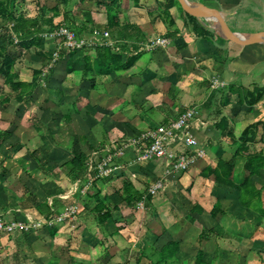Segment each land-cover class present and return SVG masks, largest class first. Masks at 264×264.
Listing matches in <instances>:
<instances>
[{"label": "crops", "instance_id": "obj_1", "mask_svg": "<svg viewBox=\"0 0 264 264\" xmlns=\"http://www.w3.org/2000/svg\"><path fill=\"white\" fill-rule=\"evenodd\" d=\"M200 1L220 12L227 29L264 34V0ZM21 3L27 27L41 31L40 47L20 51L12 22L2 17L0 45L14 58L13 81L28 85L32 69L43 67L30 95L0 75V217L44 220V203L52 215L70 204L78 212L54 225L0 232V264H152L174 241L170 264H195L200 252L205 264H264V44L216 36L177 0ZM51 8L57 13L48 22ZM61 25L96 44L60 46L53 58L61 38L44 34ZM157 36L168 43L146 49ZM36 50H52L51 61L44 65ZM189 108L204 154L186 170L169 171L151 194L169 162H135L136 149L124 144ZM74 148L87 156L88 176L71 180L66 162ZM119 148L118 169L97 177L88 164ZM183 148L179 138L170 144ZM248 155L258 158L248 184L258 193L241 205L239 191L219 183L214 170L223 176L218 162L230 163L229 177L239 185ZM125 179L144 194L135 207L121 199ZM96 195L116 205L102 223Z\"/></svg>", "mask_w": 264, "mask_h": 264}, {"label": "built area", "instance_id": "obj_2", "mask_svg": "<svg viewBox=\"0 0 264 264\" xmlns=\"http://www.w3.org/2000/svg\"><path fill=\"white\" fill-rule=\"evenodd\" d=\"M97 34V32H95ZM107 31L102 32V35L107 36ZM57 36L61 38L58 48L53 52V58L58 55L60 46L66 48H81L88 44H96L94 40L79 36L75 30L61 25L53 32L44 34ZM95 35V34H94ZM99 35V34H97ZM168 43V38L164 36H157L151 38L146 44L145 48L148 50L155 49L159 46H164ZM111 44V43H109ZM213 85H221L222 82L218 79L212 80ZM194 109L189 108L182 112L178 118L169 124H158L153 127L141 131L136 136L129 139L124 145L133 146L136 149L134 156L135 162H142L153 158H164L169 162V166L165 169L164 176L161 179L153 182L148 192L155 194L164 186V178L171 170H186L195 161L203 156L204 151L198 148V140L190 131V121L194 117ZM179 138L184 145L181 150H171V142ZM123 149L119 148L114 153H109L99 159L94 165L88 164L90 168L94 169L97 177L107 176L113 171L117 170L119 165L115 162L114 157L121 155ZM141 204V203H139ZM78 212L76 204H70L65 209L57 214L52 215L49 219L44 220H9L5 221L0 217V232L12 233L15 230L30 231L41 227L43 224L54 225L56 223L64 222L73 218Z\"/></svg>", "mask_w": 264, "mask_h": 264}, {"label": "trees", "instance_id": "obj_3", "mask_svg": "<svg viewBox=\"0 0 264 264\" xmlns=\"http://www.w3.org/2000/svg\"><path fill=\"white\" fill-rule=\"evenodd\" d=\"M24 0H0V17L5 18L12 22L11 30L15 34V38L17 39V46L19 47V50L22 51L23 47H40L42 37L39 34L41 32L38 28L34 26V28L31 30L30 27H27V22L29 21L27 18H25V11L21 9V5ZM63 4L67 3L68 0H60ZM118 0H112V2H117ZM178 2V1H177ZM55 8H51V11L53 12L46 21L50 22L52 21L53 16L57 13L55 11ZM44 13V12H42ZM194 19V16L189 15ZM36 25V22L35 24ZM212 32V30H203V34L206 35L207 32ZM78 34V32H76ZM11 37V36H10ZM14 37H11V39H14ZM100 50V46L97 48ZM53 50V49H52ZM43 51V50H36V52L41 54L44 57V65L51 61L52 57V51ZM100 51H98V54ZM0 75L4 78V81L11 84L12 86L19 88V95L22 92L23 94L30 95L35 88V86L38 84L39 77L41 75V68L32 69V78L28 82V85H24L23 81H13L17 77L16 73L13 71V63L14 58L7 52V48L3 45H0ZM256 99V98H255ZM254 99V100H255ZM253 100V101H254ZM36 154V150L34 151V154H31L33 157ZM258 160L256 155H248L245 168L248 171L247 176L244 178L243 182L241 184H235L231 181L229 175L231 172V164L227 162H218L219 168L222 169L223 173L221 176L218 170H214V174L216 175V180L219 183L225 184L227 186H231L233 188H236L239 191V203L241 205H249L248 199L253 197L258 193V190L255 189L252 186H249V178L250 175H253L256 173V167L253 165ZM47 162V160H44ZM87 156L77 148H74L72 151V156L69 161L66 162L67 166L69 167V177L71 180L80 179L82 177L88 176V170H87ZM123 192L121 195V199L123 202H125L126 205L130 207H135L136 203L142 199V196L144 195L142 192L137 190L132 182L128 179H125L123 181ZM146 201H148L151 198V195L147 193L146 195ZM44 209H40L41 213L44 215V219H49L51 215L53 214V210L51 209V206L47 203H44ZM115 207L116 205H113L111 203L105 204L103 200H101L97 195L94 197V211L95 212H101V214H97V222L102 223L106 219H108L111 215V209ZM215 211H218L220 209V206L213 207ZM214 214V213H213ZM212 214V216H213ZM178 251V243L176 241L169 243L167 246L162 248V251L160 252L159 257L156 261H152V264H170L168 262V259L170 256H167V253H171V256L175 255V253ZM202 252L198 253L195 259V264H205L202 260Z\"/></svg>", "mask_w": 264, "mask_h": 264}, {"label": "water", "instance_id": "obj_4", "mask_svg": "<svg viewBox=\"0 0 264 264\" xmlns=\"http://www.w3.org/2000/svg\"><path fill=\"white\" fill-rule=\"evenodd\" d=\"M180 6L189 14L202 17L213 30L216 36L227 40L242 41L245 43H263L264 34L234 31L227 29L220 12L214 8L209 7L200 0H177Z\"/></svg>", "mask_w": 264, "mask_h": 264}, {"label": "rangeland", "instance_id": "obj_5", "mask_svg": "<svg viewBox=\"0 0 264 264\" xmlns=\"http://www.w3.org/2000/svg\"><path fill=\"white\" fill-rule=\"evenodd\" d=\"M34 221V220H33Z\"/></svg>", "mask_w": 264, "mask_h": 264}]
</instances>
